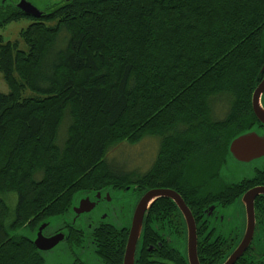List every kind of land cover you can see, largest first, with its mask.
Here are the masks:
<instances>
[{"label": "trees", "instance_id": "16d2710c", "mask_svg": "<svg viewBox=\"0 0 264 264\" xmlns=\"http://www.w3.org/2000/svg\"><path fill=\"white\" fill-rule=\"evenodd\" d=\"M22 18L0 7V28ZM30 20L19 34L27 51L0 37L9 89L0 94V196H17L14 210L0 198V264H44L15 233L64 217L78 192L171 189L199 211L232 203L223 196L230 192L205 190L197 179L215 180L222 166L193 162L223 136L217 151L227 156L236 136L259 127L251 95L264 67V0H71ZM216 97L229 104L222 120L211 118ZM146 137L160 143L145 174L110 167L112 147ZM215 251L198 249L200 264L223 262L226 255L212 259ZM249 252L236 264H264L252 261L262 259L260 250Z\"/></svg>", "mask_w": 264, "mask_h": 264}, {"label": "flooded vegetation", "instance_id": "af4514ba", "mask_svg": "<svg viewBox=\"0 0 264 264\" xmlns=\"http://www.w3.org/2000/svg\"><path fill=\"white\" fill-rule=\"evenodd\" d=\"M65 2L63 0L62 3ZM263 76L264 73L260 81ZM257 122L255 119V123ZM258 126V130L264 132V125L258 122ZM225 159L226 156L224 154L219 168L224 166ZM253 173L252 176L242 178L236 182L227 180L228 176L226 175H222V177L216 176L215 180H209L210 187H218L221 191L227 190L230 192L227 195L223 193L225 194L223 196L233 198L229 206H222L219 202H212L208 206H203L199 211L196 208L191 210V206L185 203L195 223L197 258H199L198 249L203 252L204 248L211 246L216 249L214 252L215 256L212 259L217 260L219 257L226 255L225 259L222 260L223 262H219V264H223L242 242L247 228V218L245 205L241 202V198L250 190H264V160ZM207 186L208 184H204L205 190ZM144 193L137 189L131 194L132 203L129 209L113 225H106L100 222L93 223L94 219H90L88 214H83L87 215V217L81 224H78L76 221L80 218L82 219L83 215L75 217L74 214H67L62 217L61 222L44 230L43 236L45 238H52L56 235L63 236V240L58 245L64 244L66 246L71 256L69 264H122L133 213ZM211 205H216V208L210 214L202 217L204 210ZM233 206H235L234 214L230 217H224L221 214V210L229 209ZM253 210L255 222L253 235L246 251L239 260L251 257L252 255L249 251L256 249L262 252V259H254L252 261L263 262L264 194L254 199ZM223 249L227 250L222 255ZM121 252L122 256L119 261ZM173 256L181 260V262L179 261L180 264H189L186 223L174 204L169 201L158 200L143 216L141 236L135 248L134 264H174L172 262Z\"/></svg>", "mask_w": 264, "mask_h": 264}, {"label": "water", "instance_id": "95a60500", "mask_svg": "<svg viewBox=\"0 0 264 264\" xmlns=\"http://www.w3.org/2000/svg\"><path fill=\"white\" fill-rule=\"evenodd\" d=\"M43 4V7H39L37 4L29 1V0H3V3L0 5L5 6L9 5L14 9L20 11L25 17L32 19H40L46 10L51 9L55 6L60 5L63 0H47ZM69 2L71 0H65ZM261 74L264 73V67L260 71ZM264 94V76L259 84L255 87L252 95H251V109L255 119L262 125H264V108L262 106L261 100ZM258 128L255 126L249 131H246L238 136H236L227 147V156L225 159V164L220 170L219 177H222V170L228 164V162H235L237 164L247 165L251 162L257 160H264V133L260 134ZM137 189L136 186H128L123 190H114L112 187L104 188L99 191H88V192H78L73 196L72 205L67 214L75 215L78 217L83 214L92 213L94 217H92L93 223H103L110 224L107 219L111 217V211L108 206L103 207L102 204H107L110 202V197L112 194L121 193V192H130L132 194ZM264 194V190L254 189L250 190L246 194H244L241 198V202L245 205L246 211V232L242 242L236 247V249L232 252V254L224 261L223 264H236L242 254L246 251L254 229V210H253V202L254 199ZM166 199L171 201L181 216L184 218L186 223L187 231H188V263L189 264H200L196 254V231H195V223L193 216L186 206L182 197L171 189H151L144 193L140 201L138 202L131 222V229L127 238L123 262L122 264H134V255L137 241L141 236L142 231V221L143 216L146 211H148L151 206L158 200ZM216 208V205H211L207 207L203 214L206 216L210 214L213 209ZM129 207L126 209V211ZM125 211V212H126ZM66 214V215H67ZM65 215V216H66ZM62 217L57 218H49L42 223H40L33 232L28 230L27 228H22L30 231V233L34 234L33 238L19 236L27 238L31 241L40 257L43 259L42 253L50 252L55 249L59 242L63 240V236L56 235L52 238H45L43 236L44 230L49 227H53L58 223H54L52 226L51 220L60 221ZM20 230V229H19ZM17 230V231H19ZM16 231V232H17ZM16 235V233H15ZM18 236V235H17ZM45 264V261H44Z\"/></svg>", "mask_w": 264, "mask_h": 264}, {"label": "rangeland", "instance_id": "374dc122", "mask_svg": "<svg viewBox=\"0 0 264 264\" xmlns=\"http://www.w3.org/2000/svg\"><path fill=\"white\" fill-rule=\"evenodd\" d=\"M39 7H43L47 0H29ZM3 3V0H0V5ZM32 21L30 18H22L19 21L12 22L0 28V37L3 39L4 42H18L19 49L23 51H27V46L21 40L19 34L22 30L26 29ZM47 27L53 28L55 26V22H47ZM9 89L5 82L2 79L0 74V94H8ZM32 94L29 91H25L23 93V97H30ZM210 109H211V118L213 120H222L224 116L227 114L229 110V104L226 101L225 97H216L212 99L210 102ZM68 125L67 119L64 120L63 124L61 125L58 133L57 144H62L63 140L66 137V128ZM263 135L264 132H259ZM225 137L218 138L215 143H211L203 147L202 152L196 159L194 160L193 164L198 168L202 169L203 166H208L211 168L216 169L220 164L223 153L217 151L218 148H222L225 144ZM159 143L160 139L155 137H146L140 143L136 145H129L127 143L116 145L112 147L108 154H107V161L110 167L116 171L127 173V172H136L140 175L145 174L153 165L158 151H159ZM262 163V160H257L251 162L247 165L237 164L233 161L228 162V164L222 170L223 175L228 176L229 181H239L242 178H247L252 176L255 169H258ZM208 171V170H207ZM215 172V171H214ZM206 173V172H205ZM193 174L191 173V176ZM189 177V175H187ZM203 175L200 174L197 179H201L203 184H208L207 189L212 187L209 186V178L202 177ZM217 186V185H215ZM213 186V187H215ZM110 197L111 200L107 204H102L103 207L108 206L111 211L110 219H107L110 224H114L117 220L122 218L123 214H125L126 209L131 205V194L130 192H121L112 194ZM4 198L11 210H14L17 196L12 194L8 197ZM234 207L229 209L221 210V214L224 217H230L234 214ZM93 213V212H92ZM90 213L89 218L92 219L94 215ZM87 217V215H83L82 219H78L76 223L81 224L83 220ZM61 221L51 220L52 226L54 223H59ZM18 236H25L29 238H33V233L26 229H20L16 232ZM32 236V237H31ZM45 264H69L70 263V254L67 251V248L64 244L58 245L55 249L50 252L42 253Z\"/></svg>", "mask_w": 264, "mask_h": 264}, {"label": "bare ground", "instance_id": "6f19581e", "mask_svg": "<svg viewBox=\"0 0 264 264\" xmlns=\"http://www.w3.org/2000/svg\"><path fill=\"white\" fill-rule=\"evenodd\" d=\"M179 195H180V194H179ZM32 236H34V235H32ZM32 236H31V237H32ZM134 259H135V257H134Z\"/></svg>", "mask_w": 264, "mask_h": 264}]
</instances>
